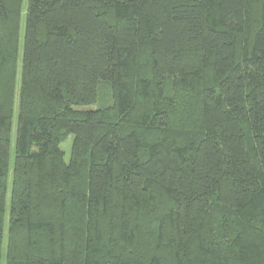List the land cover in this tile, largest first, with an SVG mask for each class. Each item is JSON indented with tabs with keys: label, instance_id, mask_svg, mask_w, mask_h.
Wrapping results in <instances>:
<instances>
[{
	"label": "trees",
	"instance_id": "1",
	"mask_svg": "<svg viewBox=\"0 0 264 264\" xmlns=\"http://www.w3.org/2000/svg\"><path fill=\"white\" fill-rule=\"evenodd\" d=\"M22 3L0 0V264H264V0H26L18 85Z\"/></svg>",
	"mask_w": 264,
	"mask_h": 264
},
{
	"label": "rangeland",
	"instance_id": "2",
	"mask_svg": "<svg viewBox=\"0 0 264 264\" xmlns=\"http://www.w3.org/2000/svg\"><path fill=\"white\" fill-rule=\"evenodd\" d=\"M25 12H26V0H23L22 3V10H21V23H20V32H19V45H18V77H17V84L19 85V72H20V65H21V52H22V43H23V32H24V23H25ZM18 89V87H17ZM106 90L104 89L101 93L102 96H106ZM17 95V93H16ZM108 98H104L103 100H98L95 105H92L90 107H87L88 110H96L99 108V106H102V104H108ZM16 119H17V104L14 106V113H13V124H12V131H11V138H10V170L12 166V159H13V146H14V139H15V126H16ZM73 137L70 135L68 138L61 143L60 148L64 152V161L65 163L69 162V156H70V149H71V143H72ZM9 191V189H8ZM9 197V195H8ZM8 201V200H7ZM7 221V219H6ZM6 229V225H5ZM5 248V235H4V241L2 243V249L4 251Z\"/></svg>",
	"mask_w": 264,
	"mask_h": 264
}]
</instances>
